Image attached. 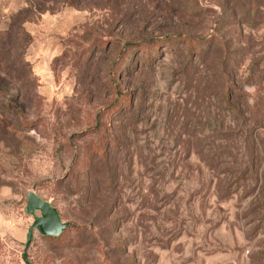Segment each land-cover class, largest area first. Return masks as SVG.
Here are the masks:
<instances>
[{
  "label": "rangeland",
  "instance_id": "obj_1",
  "mask_svg": "<svg viewBox=\"0 0 264 264\" xmlns=\"http://www.w3.org/2000/svg\"><path fill=\"white\" fill-rule=\"evenodd\" d=\"M29 190L27 264H264V0H0V264Z\"/></svg>",
  "mask_w": 264,
  "mask_h": 264
},
{
  "label": "water",
  "instance_id": "obj_2",
  "mask_svg": "<svg viewBox=\"0 0 264 264\" xmlns=\"http://www.w3.org/2000/svg\"><path fill=\"white\" fill-rule=\"evenodd\" d=\"M36 211L38 214H35ZM24 212L32 216V222L26 229L25 241L21 253L22 260L27 264L26 249L32 239L33 230L41 236L54 237L62 232L67 226V223L60 219L58 211L54 206L38 197L31 190L26 192Z\"/></svg>",
  "mask_w": 264,
  "mask_h": 264
},
{
  "label": "trees",
  "instance_id": "obj_3",
  "mask_svg": "<svg viewBox=\"0 0 264 264\" xmlns=\"http://www.w3.org/2000/svg\"><path fill=\"white\" fill-rule=\"evenodd\" d=\"M67 227V226H66ZM51 240H53L54 242L58 243L61 240V233L57 236L54 237H49Z\"/></svg>",
  "mask_w": 264,
  "mask_h": 264
}]
</instances>
